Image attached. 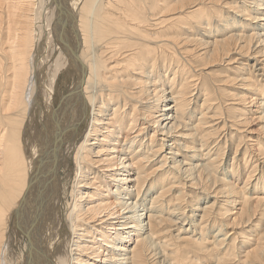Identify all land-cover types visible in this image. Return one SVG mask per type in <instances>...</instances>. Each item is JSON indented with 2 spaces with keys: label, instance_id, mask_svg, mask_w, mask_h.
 Segmentation results:
<instances>
[{
  "label": "bare ground",
  "instance_id": "obj_1",
  "mask_svg": "<svg viewBox=\"0 0 264 264\" xmlns=\"http://www.w3.org/2000/svg\"><path fill=\"white\" fill-rule=\"evenodd\" d=\"M223 1L0 0V264H264V136L218 172L264 133V0ZM249 53L225 123L192 73Z\"/></svg>",
  "mask_w": 264,
  "mask_h": 264
},
{
  "label": "rangeland",
  "instance_id": "obj_2",
  "mask_svg": "<svg viewBox=\"0 0 264 264\" xmlns=\"http://www.w3.org/2000/svg\"><path fill=\"white\" fill-rule=\"evenodd\" d=\"M237 0H226V2L225 1H223V3L221 4L220 3V5H223L222 6V8H219V10H220V12L221 13H218V16H219V18H223V17H226V16H233V13H230L229 12V10L228 9H224L223 7L225 6V3H232L231 5H237V4H235V2H236ZM237 3V2H236ZM170 5H172L171 3H169ZM248 5H251V7H252V4H250V3H248ZM217 6V5H216ZM238 6V5H237ZM163 6H161L160 8H162ZM183 13H185L184 11H182ZM235 13V12H234ZM210 14H211V16L212 17H217L215 14H213V13H211L210 12ZM185 17V15H182V18H184ZM248 23H250V22H248ZM255 25V24H254ZM264 33V32H263ZM192 45V44H191ZM186 47H187V45H185ZM185 46H181V49H184V48H186ZM197 50H199V49H197ZM180 51H182V50H180ZM196 51V50H195ZM193 53H195V52H193ZM249 56H245V57H243L242 59L243 60H240L241 58L240 57H238L237 55H235V54H233L232 55V57H234V58H236L237 57V61L239 62L238 64L237 63H235V64H232V63H229L228 64V62H227V60H224V61H220V62H214V63H212V64H209V66H207V67H204V70H203V67H200L198 70H197V74L196 73H192V75L194 76L195 75V80L192 82V83H190L189 84V86L192 84V85H194L193 83H197L196 81H201V82H204V83H206V84H208L209 82H214L215 81V83H216V85L218 86L216 89H215V92L213 93V92H207V93H205L206 94V96H208L207 98H208V100H209V103L210 102H213L214 103V105H210V106H208L209 108L210 107H213V108H215V110L219 113V114H221V120L222 121H225V123H226V120H228V121H233V122H235V120L234 119H236V118H233V113H235V111H236V113L238 112V110L237 109H241V106L239 107V106H236V105H240V104H238L239 102H237L236 100H234V99H236L235 97H234V95L236 94V93H240V89L242 88L240 85H236L235 84V80H236V78L238 77V76H240L241 74H244V72L246 71L247 72V70H246V68H244V65H246V64H243V63H246L245 61H247L249 64H251V65H253L254 64V62H252L251 61V59L253 58L251 55H250V53L248 54ZM190 56V55H189ZM193 56H194V54H193ZM193 56L191 57L192 59H193ZM195 57V56H194ZM242 61H244V62H242ZM240 62H242V64H240ZM218 63V64H217ZM264 63V62H263ZM198 64H199V61H198ZM198 64H196V63H194V66H197ZM240 64V65H239ZM257 67H261V66H257ZM248 68V67H247ZM242 70V71H241ZM195 72V71H194ZM201 72H202V74L204 73V75H202L201 76V78H200V80H198L197 78H198V74H201ZM258 72H260V71H258ZM208 74V75H207ZM257 74L258 73H256V74H254L255 76H257ZM197 75V76H196ZM230 75V76H229ZM204 76V77H203ZM226 76H229V77H231V78H233L232 80H234V81H231V83H229V82H226V84L225 83H222L221 81H223V79L226 77ZM169 77H171V78H173L172 77V73H170V75H169ZM65 78V79H64ZM68 78V77H67ZM258 79V80H257ZM261 79H262V76H257L256 77V80L255 81H258L257 83H260L259 81H261ZM59 80H61V81H58V85H57V88H56V92H57V96H58V98L56 97V101H57V104L58 103H60L61 102V100H63L64 99V93H65V91L66 90H68L69 89V82H68V79H66V76H64L63 78H60ZM191 79H189V81H190ZM193 80V79H192ZM64 81V82H63ZM69 81H71V79H69ZM188 81V82H189ZM264 81V80H263ZM221 83V85L219 84V83ZM66 83H68V84H66ZM225 84V85H224ZM67 87H66V86ZM188 86V87H189ZM241 87V88H240ZM65 89V90H64ZM193 89V88H192ZM189 91H191V90H188L187 91V93L189 92ZM229 91H231V92H229ZM219 93V94H218ZM200 94H201V96H200ZM202 94H204V92H202V90H196L195 89V91H194V94H193V97L192 98H190L192 101H191V106L194 108L196 105H197V103H199V101H200V99L202 100H204V97H202ZM220 95V96H219ZM191 96V95H190ZM202 100V101H203ZM202 101H200V102H202ZM222 102L224 103V104H222ZM216 104V105H215ZM139 105V104H138ZM141 105H139V107H140ZM255 108H253V110H254ZM226 114V115H225ZM159 115V114H158ZM235 115V114H234ZM242 120V119H241ZM224 123V122H223ZM152 124V123H151ZM238 124H242V125H245V126H238L237 125V127L235 126L234 128H238L237 130L239 131L238 133H236L235 131H228V130H226V128L225 129H223V131L221 130V129H219V131H218V133H217V135H220V132H221V134H223V136L218 140V142L219 141H221V144L219 145V147H220V149L222 150L221 152H219V154L220 153H222V154H224V157H223V160H222V163H221V165H222V167H220V169H219V167H218V172H220V170H222L223 171V169H228L229 167H231L232 165V162H233V160H234V157H235V147L239 144V140H240V138H241V136L239 135V133H241V134H243L244 135V137L245 136H249V137H254V136H258V135H262V136H264L263 134L264 133H261V125H263V123L262 122H259L258 120L256 121V122H253V123H250V124H248L247 125V123H244V122H242V123H240V122H238ZM223 126V124L222 125H220V127H222ZM245 127V128H244ZM244 129V130H243ZM221 130V131H220ZM240 130H241V132H240ZM250 130V131H249ZM257 130H258V132H257ZM155 131V128L154 129H152V128H150L149 129V132L148 133H153ZM227 132H229L230 134H232V138L229 136V138H227V145L225 146V135L227 134ZM243 132V133H242ZM257 133V134H256ZM260 133V134H259ZM159 134H161V133H159ZM159 134H156L155 136H157L156 138H158V140H161V139H163V137L162 136H160ZM234 136V137H233ZM81 138V140H83V137L81 136L80 137ZM157 140V139H156ZM245 141V140H244ZM243 141V142H244ZM158 143L156 142L155 143V145H157ZM224 144V145H223ZM217 147V146H216ZM240 149V153H239V157L241 156V154H242V151H243V146L241 147V148H239ZM224 151H225V153H224ZM161 158H159V159H157L158 161L160 160ZM158 161H155L156 163H158ZM154 164V162L152 163V165ZM158 165V164H157ZM72 169H74V165L71 163V165H66L65 167H64V171L62 172V177L64 178V179H66L65 177H68L72 172ZM216 170H217V168H216ZM258 173H259V171H258ZM219 174V176H220V173H218ZM257 174V173H256ZM261 174H259V175H257V178L260 176ZM252 180H254V178L252 179ZM210 185H211V183H206V184H204V186L203 187H210ZM218 185V184H217ZM186 188L187 187H185V191H186ZM203 193H197V195H202ZM197 195H192V197L193 198H197ZM189 196V195H188ZM213 196V195H212ZM220 196V195H219ZM188 198V197H187ZM203 198V200H198L197 202H196V205H197V207L198 206H204V205H206V203H207V201L209 200V201H212V203H213V201H214V199H209V198H207L206 196H204V197H202ZM219 198V197H218ZM204 199H208L207 201H204ZM220 199H222V200H224L225 198H223V196H220ZM200 201V202H199ZM206 202V203H205ZM199 203V204H198ZM204 203V204H203ZM184 206H186V205H184ZM189 209L190 208H187L186 209V211H187V213L188 214H191V213H189ZM257 217V216H256ZM258 217H260V216H258ZM256 219V218H255ZM255 219H252L251 220V222H253ZM226 220H228V219H226ZM222 222V221H221ZM257 222H258V218H257V221L254 223V224H257ZM215 229V228H214ZM248 229V230H247ZM247 229H238L237 231H238V233H247V231H249V228H247ZM215 231V230H214ZM213 231V232H214ZM228 231H230L229 233H232L231 234V236H230V240L234 237V231L231 229V228H227V227H225L224 228V232L226 233V232H228ZM231 231H233V232H231ZM13 236H12V240H11V243L9 244V249H10V256H11V259L12 258H14V256L15 255H17L18 253H20L21 251H23V250H25V249H23L24 248V246H25V241H24V239L22 238V236H21V234H19V233H17L16 231H14V230H12V233H11ZM18 245V246H17ZM236 260H234V259H232V261H231V264H238V262H235ZM91 262H92V260H91Z\"/></svg>",
  "mask_w": 264,
  "mask_h": 264
}]
</instances>
